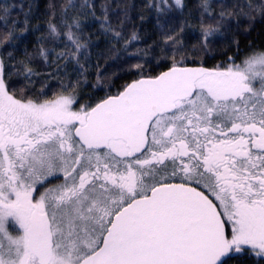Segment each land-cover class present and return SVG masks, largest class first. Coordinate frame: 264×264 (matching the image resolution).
Masks as SVG:
<instances>
[{"label":"snow or ice","instance_id":"snow-or-ice-1","mask_svg":"<svg viewBox=\"0 0 264 264\" xmlns=\"http://www.w3.org/2000/svg\"><path fill=\"white\" fill-rule=\"evenodd\" d=\"M184 6L0 3V264H264V47L203 59L264 0Z\"/></svg>","mask_w":264,"mask_h":264},{"label":"trees","instance_id":"trees-1","mask_svg":"<svg viewBox=\"0 0 264 264\" xmlns=\"http://www.w3.org/2000/svg\"><path fill=\"white\" fill-rule=\"evenodd\" d=\"M15 0H0V3L8 4L13 3ZM49 0H34V3L39 5V9L35 12V19L33 23H39L41 29L43 30L46 22V5ZM129 4H135L137 6L136 13L143 11L146 19L143 23L139 20H135L134 24L139 29L141 35L145 40L151 43L153 40L158 41L159 28L156 24L155 14L149 11L147 8L143 7L144 0H125ZM184 8L179 9L175 8L169 14V17L166 20H162L161 23L172 28L179 29L182 25L185 27L184 35L187 38V44L189 48L196 43V37L199 35L200 31V11L198 9V0H183ZM133 13V15H136ZM98 27V26H97ZM88 32L92 33V39L95 40L98 33L94 29H88ZM40 35L39 32L29 36L30 42H35L36 36ZM235 39L239 41V50L241 53L247 51L249 45H254L257 48L264 47V20L259 16L256 17V21L251 25H241L239 30L233 28L231 31L225 34L222 39H219L212 45V53L209 56L204 57V61L208 67H212L216 64L221 63L225 57L222 53L230 49L229 54L235 55V45L232 44V40ZM166 68H156L155 71H164ZM135 77L125 78L116 82L115 91L122 84L126 82L127 79H134ZM87 94L92 93L91 89H86ZM100 96L104 95L103 92L99 93Z\"/></svg>","mask_w":264,"mask_h":264}]
</instances>
